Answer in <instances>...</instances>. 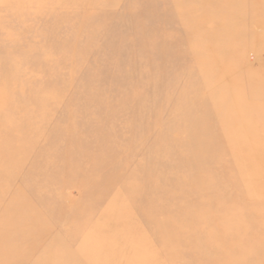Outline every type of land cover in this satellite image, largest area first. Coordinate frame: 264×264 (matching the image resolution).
I'll use <instances>...</instances> for the list:
<instances>
[{
  "label": "rangeland",
  "instance_id": "obj_1",
  "mask_svg": "<svg viewBox=\"0 0 264 264\" xmlns=\"http://www.w3.org/2000/svg\"><path fill=\"white\" fill-rule=\"evenodd\" d=\"M257 2L0 0V264H264Z\"/></svg>",
  "mask_w": 264,
  "mask_h": 264
},
{
  "label": "bare ground",
  "instance_id": "obj_2",
  "mask_svg": "<svg viewBox=\"0 0 264 264\" xmlns=\"http://www.w3.org/2000/svg\"><path fill=\"white\" fill-rule=\"evenodd\" d=\"M257 1H258L257 3H258L259 6H260L259 8L262 7V8L264 9V1H262V0H257ZM212 2H214V3L216 2V3L218 4V7H219V8H223V6H222V5H223V0H219V3H218V1H216V0H212ZM248 22H249V23H248L249 26L252 27V25H253L254 22L251 21V20L248 21ZM240 40H241L240 43H242V42L244 43L245 41H247V40H249V39H248L247 37L242 36V37L240 38ZM239 51H240V50H239ZM241 53H242V52H241ZM263 85H264V84H263ZM263 88H264V86H263ZM252 165H253V164H252ZM254 165H255V164H254ZM254 165H253V166H254ZM254 167H255V166H254ZM242 193H243V192H242ZM211 256H212L213 258H217L218 254H217L216 252H212V255H211ZM248 259H249V258H248ZM198 260H199V259H198ZM199 261H200V260H199ZM211 261H212V260L209 261L210 263H207L208 261H206V260L204 261V260H203V261H200L199 264H201V262H202V264H216V262H218V263H220V264L222 263L219 259H218V260H215L216 262H212V263H211ZM260 262H261V259H259V258H254V257H253L252 259H249V260H248L247 264H259Z\"/></svg>",
  "mask_w": 264,
  "mask_h": 264
}]
</instances>
